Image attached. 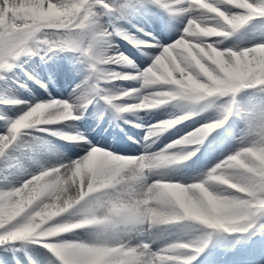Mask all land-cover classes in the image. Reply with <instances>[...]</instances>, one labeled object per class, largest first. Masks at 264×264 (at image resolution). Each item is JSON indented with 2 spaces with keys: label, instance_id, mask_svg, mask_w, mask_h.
Instances as JSON below:
<instances>
[{
  "label": "clouds",
  "instance_id": "clouds-1",
  "mask_svg": "<svg viewBox=\"0 0 264 264\" xmlns=\"http://www.w3.org/2000/svg\"><path fill=\"white\" fill-rule=\"evenodd\" d=\"M17 4L19 6H17ZM88 0H17L16 24L30 32L35 45L56 49L68 44L93 49L99 64L134 66L123 53L109 54V47L94 40L99 20L89 19ZM192 14L180 35L135 74L98 71L107 81H136L130 89L109 90L118 114H137L171 104L182 110L149 125L143 140L151 143L194 115L215 111V119L194 128L163 148L136 156H122L92 149L76 159L42 166L18 188L0 193V244L30 238L55 239L83 231L85 238L62 240L70 264H125L121 250L136 251L143 264H183L186 251L212 233H236L264 211V126L245 128L237 148L191 182L173 179V171L190 160L207 136L222 127L231 115L235 96L242 89L264 84V44L250 47L219 46L229 35L256 16L264 15L259 0H190ZM227 10H226V8ZM187 11V10H185ZM98 15V14H97ZM3 20L0 19V24ZM74 103L38 102L13 121L24 129L51 131L42 126L65 125L80 119ZM227 113V115H225ZM74 135H79L75 133ZM84 138V137H82ZM4 138L0 137V140ZM32 139H37L33 137ZM149 144H145L147 149ZM177 229V239L160 250L146 252L137 235Z\"/></svg>",
  "mask_w": 264,
  "mask_h": 264
},
{
  "label": "bare ground",
  "instance_id": "bare-ground-1",
  "mask_svg": "<svg viewBox=\"0 0 264 264\" xmlns=\"http://www.w3.org/2000/svg\"><path fill=\"white\" fill-rule=\"evenodd\" d=\"M130 3L131 5H135V7H139V8L140 7L145 8V6L150 7L152 5L150 3H147L145 0H130ZM97 9L101 10L102 8L98 7ZM104 12L106 13V11ZM157 12L159 13L160 11ZM159 14L156 16L155 19L140 18L139 22L142 24L144 28L146 29L148 28L149 30H151L150 36L146 35L147 37H149L151 40L153 39L156 40V43L158 41L166 42V43L158 42L159 44L157 45L155 43L156 46L154 47H151L152 43H149L148 46H145L148 47L146 48V51L137 54L131 51V49H129V45L127 46V43L125 44V42L123 43L119 40L115 41L113 38L111 39L110 37L107 44V46L109 47V54L115 53L114 48L125 49L127 51L132 52L131 56H133V60H134V67L132 66V68L135 69V71L138 70L139 72L142 71L144 68H146V67L139 68L138 65L142 64V62L147 60V58L149 57V52L153 51L157 47L160 48L159 50L160 52L163 46L168 45L169 42L168 39H170L171 36L176 35L175 33H177L178 31L176 30L178 27L176 28L175 25L180 20H182V19H174V21H170V18L172 17L168 15L166 16V18L167 20L170 21V25H167ZM137 15L138 12L136 13L131 7H129L127 15L124 14L125 18L116 19L113 18L112 16H109L110 19L109 24H112L115 29H119V28L125 29L126 27H129L130 23L137 22L138 20ZM100 23L104 27V22L102 23L100 20ZM178 25L180 24L178 23ZM248 34L264 37V17L256 16L252 20L248 21L235 34L230 35L226 39L220 38L223 39L222 47L225 48H227L228 46L232 47V45L235 44L236 42L245 40L248 37ZM104 46L105 45H101V47ZM38 50L39 52H37L36 50V54L29 53L27 55L21 56V58L22 57L24 58L20 59L19 61L23 63L28 69H24L21 64H17L16 67H19L23 71L26 70L28 74L38 72V67H40L39 60H38V65L34 66L33 60L28 61L27 59L29 57L32 58L34 57L35 59H37V55H39L41 64L46 65L48 63L51 66V68L54 70V74L48 73V75L54 76L55 86L49 88L48 91L52 93L51 95L54 96L62 95L66 98L65 99L66 101H70L73 94V90L76 88V85L81 84V82L84 81L85 77L89 75V72L85 73L84 71L85 63L83 62L79 53L71 51L72 54L69 53L65 60L60 59V61H58L56 60V58L55 59L53 58V55H56L54 54V52H56L57 50H54L52 52H47V54H45V51L42 48ZM153 59H151V61L148 62V65H150ZM18 78L19 76L16 74V72H14V67H13L10 71L6 73L5 79L0 80V113H2L0 116V125H1L0 134H4L3 131L7 121L15 117L12 111H14L16 107H14L13 103H11L10 101L11 98H14V96L16 97L23 96L24 99L26 97H32L31 92L28 91L27 89L14 87L13 85L10 84L9 82L10 80L12 79L16 80ZM23 82L26 83L25 79L23 80ZM99 87L102 91L108 92L114 87V83L103 82L102 84L99 85ZM245 90L246 89H244L243 91ZM255 90H256L255 92H257L258 88ZM261 94H262V99L264 100V92H262ZM44 96H45L44 93H40L39 96L35 95V97L41 100L35 101L33 104L38 102H47L45 100H42L44 99L43 98ZM235 102L240 106H246V107L255 104V103L253 104L247 98L244 99L243 95L241 96V90L236 94ZM95 107H97V105L94 103L90 106V110L94 109ZM181 111L182 110L180 109L174 108L171 104L151 111H146V112L142 111L141 112L142 114L137 116L138 123L131 125L132 127L127 128L126 131H124L126 132L127 134L126 135L125 133H121L120 128L114 131L110 126L111 123H108L109 125L107 126V128L103 130L101 124L105 122L104 123L105 125L109 121L108 120L105 121L104 118H102L100 122H98V120H94L93 111L85 115L86 112H89V108H87L86 110H84L82 116H80L81 119L79 121L76 120L69 122L68 124L65 125H53L47 127L59 131L62 134H65V130L68 133V131L71 130L75 131L76 129L78 131V129H80L81 130L80 132L82 133L84 138H86L87 144H81L79 142L74 141L71 142L69 145H67L66 141L55 140V137H53L51 131H38L36 129H29V130H25L26 132H28V135L25 137V139L31 141L32 138L35 137L37 138V140L43 141V143L36 144L30 150L25 149L23 152L17 153L16 155L20 160L21 166L27 169L29 172L38 171L40 166H47L48 163H57L58 161L66 162L68 160L81 157L86 153L85 150L89 145L103 147L114 154H119L122 156H136L145 150L149 152L157 151L163 148L164 145L168 144L172 140H175L185 135L186 133L192 131L194 128H197L200 125L209 122L208 120L215 119V111L209 110L208 112L192 116L188 120L168 130L159 138H154L155 139L154 143L146 142L143 140V137L145 135V132L147 131L148 126L154 124L153 122H149L150 119L154 117H160L161 115L167 117L170 115L172 116V114L174 113L180 114ZM234 116H236L235 120L237 122V126L239 128H243L241 126L242 125L245 126V123L239 115L235 114V112L230 116L228 121L223 124V126L226 129L229 128L232 129L233 131L236 130L238 133H240L241 130L235 129L234 128L235 125L232 128H230L232 125L231 120L233 119ZM42 127H46V126H42ZM221 129L222 127L210 133L203 142V144L198 146V150L196 151L195 155L190 160L184 162L182 165L178 166L173 171L172 173L173 179L179 180L181 182H187L188 180H193L199 174H201V170H203V167L209 165L212 162V158L216 153L222 152L224 148H229V149L237 148L238 146L237 133L231 134L230 131L227 130L228 132L224 133V135H221L223 134L222 132L221 134L219 133ZM146 143L149 144V147L147 149L144 148V145ZM54 144H58V145L61 144L62 148H57L54 146ZM228 146H233V147H228ZM132 152H134V154L127 155L128 153H132ZM224 158L225 156L223 157V159ZM189 177L191 178L188 179ZM27 178L29 177H26L24 175H18L14 177L17 183ZM243 234L244 232H236L231 234L215 233V232L212 233L208 239L207 246L204 247L203 251H201L199 254L193 252L194 258L190 259V264H264V230L259 231L258 234L255 235V237L253 238L260 240L257 243L251 242V240H247L246 237L243 236ZM70 236L71 238H69ZM177 237H180V240L186 239V237L181 235L177 229L170 228L164 232L155 233L151 237H149V235L147 234H139L137 235V240L141 239V241L146 242V240L149 241L150 239L151 242L150 241L149 242L151 243V248L153 251H156L164 247L166 244L176 241ZM62 238L63 240H67V241L83 239L85 238V233L83 231L68 233V234H64ZM228 238H231L232 243L237 246L235 249L231 251L229 250V248H227L228 246L225 247V243ZM53 259L54 256L49 250L45 249L42 246L36 245L34 242L30 240L17 241L16 244L7 242L4 243L3 245H0V264H50V261H52Z\"/></svg>",
  "mask_w": 264,
  "mask_h": 264
},
{
  "label": "snow or ice",
  "instance_id": "snow-or-ice-1",
  "mask_svg": "<svg viewBox=\"0 0 264 264\" xmlns=\"http://www.w3.org/2000/svg\"><path fill=\"white\" fill-rule=\"evenodd\" d=\"M16 2L17 0H0V19L3 20V23L0 24V80L5 79V74L16 66V63L21 56L31 53L30 48L35 47L30 38V32H28V30L24 28L19 27L16 24L15 9L13 8V4ZM259 2L264 3V0H259ZM147 3L162 8L163 10L168 12L173 19H182L183 22H186L188 16L192 14L191 8L194 7L190 6V0H147ZM17 6L19 5L17 4ZM131 6L132 5L130 3V0H88L86 10L89 13V19L95 22L96 20L100 21V15L97 12L98 7H103L108 15L112 16L113 18L119 19L123 18L126 9ZM260 16L264 17V15ZM245 24L239 26L237 30H228L229 35L220 38L226 39L230 35L235 34ZM117 34L124 36L131 43H142L136 41L135 38L131 36H126L124 33ZM111 35L112 32H109L107 29L106 31L100 30L94 37V40L101 45H107ZM220 38L219 46L222 47L223 39ZM232 47L235 51H239V48L242 46L240 45V43H235L232 45ZM163 48L164 46L162 47V49ZM66 49L79 53L83 62L87 64V67L89 69V75L85 77L84 81H82L81 84L76 85V88L73 90L72 97L70 101H68L69 103H74V107L76 109L74 114L77 116H81L84 110H86L88 106L93 103L95 96H100L102 99H105L106 103L111 107V109L118 113L119 109L117 106L127 103L128 101H113L111 100L110 94L108 92H104L100 89L99 82L102 79H106L98 71V68L102 67L103 65L99 64L98 59L93 58V49L90 47L88 51H85L82 46L77 47L74 44H68L56 49L49 47L47 52H52L54 50L64 51ZM257 88L258 91L264 92V84H257L253 87L242 89ZM15 103L21 105L24 104V102L21 101H16ZM33 105L34 104L26 105V108L23 111H26L27 108H31ZM234 112L235 114L249 121L250 130H254L258 127L264 126V104L241 107L239 104L235 103L231 108V115ZM225 115H227V113H225ZM231 115H228L225 123L228 121ZM17 116L7 121L3 131L4 134H0V137L4 138L3 140H0V193H8L12 189L18 188L20 186L23 181L17 183L14 177L18 175L29 177L34 173L29 172L27 169L21 166L20 160L18 159L16 154L23 152L25 149L30 150L36 144L43 143V141H39L37 139H32L31 141L26 140L25 137L28 135V132H26L25 130L29 129H24L15 134L9 131L10 126L15 129L13 121ZM56 135H60V133H56ZM64 138L69 141H76L81 144H87L86 138H82L79 135H68ZM92 149L102 148L89 145L85 151L86 153H88ZM57 163L60 162L58 161ZM39 170H42V166L39 167ZM258 215L264 216V211H261ZM256 217L248 222L249 224H251V227H247V225H245L247 230L242 232H248L249 229L253 228ZM18 223L19 221H14L13 224L6 225L4 228H0V232L7 231L9 227H12ZM210 236L211 234H209L202 242L198 244L196 251H186L184 253V255L189 257V259L184 261L183 264H190V259L194 258L193 252L199 254L201 251H203L204 247L207 246V242ZM25 240H30L49 250L54 256V259L50 261V264H70L69 258L66 256L63 250L68 245H64L61 243V241L63 240L62 237H57L55 239H38L33 237ZM142 246L144 247L146 252H153L150 243L142 241ZM121 254H123L124 256L125 264H143L142 259L136 255V251L129 248L128 246H124V248L121 250ZM171 264H180V262L173 261L171 262Z\"/></svg>",
  "mask_w": 264,
  "mask_h": 264
},
{
  "label": "rangeland",
  "instance_id": "rangeland-1",
  "mask_svg": "<svg viewBox=\"0 0 264 264\" xmlns=\"http://www.w3.org/2000/svg\"><path fill=\"white\" fill-rule=\"evenodd\" d=\"M146 1V0H145ZM147 2V1H146ZM133 3H135V2H133ZM156 7V6H155ZM131 8L137 13L138 12V15H137V17H138V20H137V23L138 24H140V22H139V19L140 18H142V19H147L150 15H152L153 16V18H155L156 17V13L154 14V11L153 10H151L152 9V7L150 6H145V8H139V7H135V5H132L131 6ZM153 8H154V6H153ZM160 10H162V11H165V10H163L162 8H160V7H158ZM129 9V8H128ZM128 9H126V11H125V13H126V15H127V13H128ZM155 9V8H154ZM98 11H101L100 9H97ZM151 10V11H150ZM144 11V12H143ZM147 11V12H146ZM166 12V11H165ZM105 13V12H104ZM141 13V14H140ZM100 15V20H101V14H99ZM178 23L180 24V25H178ZM175 26H176V30H178L177 31V33H175L176 35H173V36H171V38L170 39H168V41H171V42H173L179 35H180V30L182 29V27H183V20H180L179 22H178ZM178 25V26H177ZM180 26V27H179ZM179 33V34H178ZM250 37V38H249ZM248 39V40H247ZM255 39V40H254ZM159 43H165V42H160V41H158ZM171 42H168V43H171ZM236 43H240V45L242 46V47H249V46H252V45H254V44H256V43H264V37H259V36H254V35H250V34H248V37L245 39V40H243V41H240V42H236ZM227 45V44H226ZM229 47V46H228ZM42 49H43V47H42ZM134 49V48H133ZM44 50V49H43ZM159 50H160V48H157L156 50H153V51H151V52H149V60L150 59H152L153 57H151V56H154L155 57V54H157L158 52H159ZM37 52H39V50L37 49ZM63 54H62V53ZM59 53V54H58ZM54 54H56V55H53V58L55 59L56 58V60H58V61H60V59L61 60H65L66 59V57H67V53L66 52H64V51H60V50H57L56 52H54ZM63 55V56H62ZM37 57L38 58H40V56L39 55H37ZM65 57V58H64ZM21 58V57H20ZM22 58H24V57H22ZM21 58V59H22ZM38 58L37 59H35L34 57L32 58V57H29L27 60L29 61V60H33V65L35 66L36 65V62H37V60H38ZM35 61V62H34ZM148 61V60H147ZM146 61H144L142 64H140L139 65V67L141 66V67H144V66H146ZM107 68L109 69V70H115V71H120L119 69H118V67L117 66H115L114 65V67H111L110 65H108L107 66ZM138 72V70H136L135 72L134 71H130V74H133V73H137ZM17 74V73H16ZM18 75V74H17ZM11 81H15V85L14 84H12L14 87H23V85H24V83H23V81H22V79H20V78H18V81L17 80H14V79H12V80H10L9 82H11ZM22 83H21V82ZM81 82V81H80ZM134 83L132 84V85H130L131 86V88H135V87H138L139 86V84H138V82H136V81H133ZM24 89H26V88H24ZM244 90V89H243ZM243 90H241V96L243 95V98L245 99V98H247L249 101H251L254 105H260V104H264V100L262 99V92H260V91H257V92H255L256 90L255 89H246L245 91H243ZM253 91V92H252ZM251 93V94H250ZM254 95H253V94ZM259 95H257V94ZM247 94V95H246ZM248 96V97H247ZM252 96V97H251ZM256 97V98H255ZM251 98V99H250ZM255 98V99H254ZM259 98V99H258ZM59 100H61V101H65V99H64V97L62 96V95H60V97L58 98ZM253 99V100H252ZM12 100H13V98H12ZM257 102H258V104H257ZM241 107H246V106H241ZM14 110H16V109H14ZM24 109H20V110H18L17 111V115H19L22 111H23ZM93 111V115H94V118H96L98 115H100V116H102V112H100V110H97L96 111V113H95V109H91L90 110V107H89V112H86V114L85 115H87V113H90V112H92ZM0 114H2V113H0ZM140 114H142L141 112L139 113V115ZM97 115V116H96ZM82 116V115H81ZM171 116V115H170ZM170 116H167L166 118H162V119H167L168 117H170ZM162 117H165L164 115H162ZM80 119H81V117H80ZM79 119V120H80ZM162 119H159V120H162ZM236 116H234L233 117V119L231 120V122H232V125H231V127L230 128H232L234 125V128L235 129H237V130H241L242 131V129H244L245 128V126H241V127H243V128H239L238 126H237V122H236ZM79 120H77V121H79ZM212 120V119H211ZM208 121H210V120H208ZM236 123V124H235ZM0 127H1V125H0ZM46 127H48V126H46ZM233 128V129H234ZM227 130H229L230 131V133L231 134H233V133H237V135H238V137L240 136V134H241V132L240 133H238L236 130V132L235 131H233L232 129H226V128H222V130L219 132L220 134H221V132L223 133V134H221V135H224V133H226V132H228ZM232 130V131H231ZM66 131V130H65ZM81 130L80 129H78V131H77V129L74 131V130H71V131H69L66 135L68 136V135H74L75 134V132L76 133H78V134H81L82 135V133L80 132ZM80 132V133H79ZM31 134H33V133H31ZM81 135H79V136H81ZM83 137V136H82ZM71 142H74V141H69V140H67L66 141V143H67V145H69ZM64 143V142H63ZM60 145V146H59ZM54 144V146L55 147H57V148H62L61 146V144ZM228 147H233V146H228ZM226 150V151H225ZM235 149L234 148H224V150H222V152H218V153H216L214 156H213V158H212V162L209 164V165H207V166H205V167H203V170H201V173H203V172H206L208 169H210L212 166H213V164L215 165L216 164V162L218 163L220 160H222L223 159V157L224 156H226V155H228V154H231L233 151H234ZM224 151V152H223ZM223 153H225V154H223ZM75 157V156H74ZM76 158V157H75ZM215 160V161H214ZM197 162V161H196ZM49 164H51V163H48L47 165H49ZM206 168V169H205ZM205 169V170H204ZM191 177H189L188 179H190ZM187 179V180H188ZM188 181H192V180H188ZM187 181V182H188ZM262 221L264 222V216H260V215H258L257 217H256V219H255V223H256V225H258V224H260V223H262ZM262 225H264V224H262ZM259 231H263V230H259ZM259 231H257L255 234H254V237H255V235H257L258 234V232ZM149 237H151V236H149ZM246 237V236H245ZM253 237V238H254ZM69 238H71V236L69 237ZM149 239V238H148ZM176 239H180V237H177ZM247 239V238H246ZM143 240V239H142ZM146 240V239H145ZM248 240V239H247ZM140 241H141V239H140ZM149 241L151 242V240L149 239ZM149 241H147L146 240V242H148V243H150ZM228 241V240H227ZM226 241V242H227ZM145 242V241H144ZM9 243V242H8ZM17 242L15 241V242H12V244H16ZM36 244V243H35ZM8 245V244H7ZM36 245H38V244H36ZM150 245H151V243H150ZM40 246V245H39ZM5 247V246H4Z\"/></svg>",
  "mask_w": 264,
  "mask_h": 264
}]
</instances>
